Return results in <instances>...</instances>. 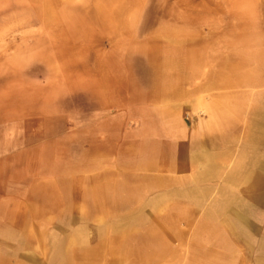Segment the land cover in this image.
Here are the masks:
<instances>
[{"label":"rangeland","instance_id":"1","mask_svg":"<svg viewBox=\"0 0 264 264\" xmlns=\"http://www.w3.org/2000/svg\"><path fill=\"white\" fill-rule=\"evenodd\" d=\"M228 1L217 6L224 20L216 22L217 29L208 28L207 37L194 32L181 37L180 32L166 38L155 37L152 27L156 16L174 12L168 0H0V68L7 62L25 63L33 78L46 84L48 115L63 108L65 116L49 118V126L57 120L59 126H71L78 109L74 122L80 127L79 149L63 152L78 165L79 225L74 231L51 232L69 233L70 238L74 232L79 240H69L63 252L78 250L80 260L87 261L86 250L117 237L118 230L106 228L109 224L135 221L136 216L145 222L154 218L158 191L152 187H161L157 176L168 172L171 157L166 135L156 132V126L163 128L157 109L172 111L188 101L203 113L204 101L220 96L227 102L234 92L251 99L239 105L249 116L260 120L264 115V0H239L240 5ZM142 100L144 117L136 126L137 120L129 116L141 108ZM118 110L128 114L121 126L112 118ZM94 122L95 145L89 134ZM113 128L115 134L105 136L103 130ZM157 135L159 140H154ZM64 145L71 146V141ZM252 184H240L233 192L236 197L225 200L214 187L201 203L215 213L207 220L202 213L188 215V231L179 224L177 234L189 237L182 264H264V182L247 189ZM229 199L250 210L244 230L229 222L232 215L224 207ZM136 200L142 214L131 212ZM93 202L96 212L88 213ZM105 204L113 212L99 213ZM19 240L15 246H0V264H73L55 260V245L42 251ZM7 253L15 254V262L6 260ZM30 254V261L20 256Z\"/></svg>","mask_w":264,"mask_h":264},{"label":"crops","instance_id":"2","mask_svg":"<svg viewBox=\"0 0 264 264\" xmlns=\"http://www.w3.org/2000/svg\"><path fill=\"white\" fill-rule=\"evenodd\" d=\"M240 4L239 0L232 2V5ZM167 5L174 12L154 18L156 24L152 32L155 37L172 38L180 32L181 37L191 36L192 32L195 36L207 37V29H217L216 22L224 20L217 8L224 6V0H168ZM209 10L213 13L208 14ZM26 65L7 62L0 68L3 70L0 77V246H15L16 239L24 246L38 245L42 251L55 245V260L73 264H182L183 247L189 237L185 236L186 232L178 235V226L182 224L179 229L188 231V215L202 213V220H207L208 215L215 213L212 207H203L201 203V199L209 196V190L216 187L225 200L236 197L233 192L242 183H253L247 186L249 189L254 183L264 182V115L257 120L248 115V109L239 107L250 102L246 94L240 98V93L233 92L227 102L220 96L206 100L201 105L203 113L188 101L172 111L154 109L163 121V128L156 126V132L160 134L163 130L171 150L168 172L157 176L158 182H162L161 190L156 184L152 187L158 191V204H152L154 218L145 222L136 216L135 221L109 224L106 228L118 230L117 237L110 236L102 247L86 250L87 261L80 260L78 250L72 249L69 254L68 248L67 254L63 247L69 240L75 244L79 237H75L74 232L70 238L69 233L51 231H74L79 225L78 165L74 158L69 161L63 152L69 148L79 149L80 127L78 120L74 122L79 113L76 109L71 115V126L65 128L63 123L59 126L58 120L49 126V118L62 120L65 117L63 108L56 109L55 115H48L46 84L42 86L40 79L33 78ZM143 104L142 100L141 108L129 116L137 120L136 126L139 118L144 117ZM127 117L125 110H118L117 115L112 116L119 119L116 122L119 126ZM113 130L103 132L106 136L115 134ZM89 134L94 135L90 139L95 145V122L89 127ZM69 140L71 146L64 145ZM154 140H159L158 135ZM94 202L88 213L96 212ZM138 204L136 200L131 212L142 214L143 207ZM103 207L99 208V213L113 212L108 204ZM224 207L225 212L232 215L229 222L234 228L244 230L250 222L249 208L240 201L230 202V199ZM49 234L54 235V239L49 238ZM6 256L9 263L15 262V254L7 253ZM20 256L32 260L31 254Z\"/></svg>","mask_w":264,"mask_h":264}]
</instances>
